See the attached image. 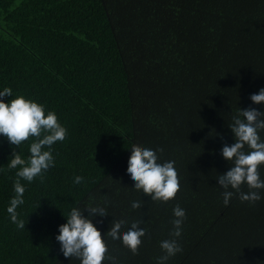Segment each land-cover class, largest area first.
<instances>
[{"label": "trees", "instance_id": "obj_1", "mask_svg": "<svg viewBox=\"0 0 264 264\" xmlns=\"http://www.w3.org/2000/svg\"><path fill=\"white\" fill-rule=\"evenodd\" d=\"M5 88L6 103L23 95L55 112L67 137L52 146L55 166L43 182L21 180L18 229L7 209L19 167L8 164L13 150L27 160L33 141L16 148L0 136V264H80L56 236L73 208L89 204L109 214L92 222L116 264H157L177 204L186 211L183 250L166 264H264V189L255 204L237 193L225 206L217 180L232 166L222 148L235 143L233 116L250 106L264 112L250 99L264 88V0H0ZM133 145L175 161L174 200L134 188ZM114 219L127 221L121 232L142 221L138 255L106 237Z\"/></svg>", "mask_w": 264, "mask_h": 264}, {"label": "clouds", "instance_id": "obj_2", "mask_svg": "<svg viewBox=\"0 0 264 264\" xmlns=\"http://www.w3.org/2000/svg\"><path fill=\"white\" fill-rule=\"evenodd\" d=\"M12 95L11 88L0 91V136L18 148L25 142L32 140L30 155L26 159L13 150V158L8 167L19 170L18 177L14 182L15 196L10 201L7 211L11 221L18 229H24L25 223L19 219L16 209L24 203L26 191L21 180L34 181L37 177L43 182L44 174L55 166V160L51 151L57 142H63L67 137V129L61 125L55 112L48 111L45 107L33 100L26 99L23 95L5 102V97ZM251 101L257 105H264V88L258 94L250 96ZM234 133L235 143L222 148V156L232 166L226 173L217 177L218 184L225 190L223 202L225 206L237 193L241 202L255 204L261 200L259 190L264 189V180L261 179L259 169L264 166V139L260 132L264 131V112L249 107L240 109L229 124ZM45 148L49 150H44ZM247 149V150H246ZM163 149L151 150L140 145H133L131 156L128 160L127 173L135 182V189L142 191L151 197L154 202L168 203L174 200L181 190L178 171L175 161L158 162ZM76 184L84 182L82 176L74 178ZM247 186V193L242 191ZM232 189L234 191H230ZM133 209L142 207L139 201L132 202ZM88 212L85 217L84 212ZM173 230L170 232L171 239L161 241L160 247L165 253L159 257L157 264L166 262L176 254L182 252L178 239L182 234V225L186 219V211L178 204L173 209ZM109 214L103 206L89 204L83 210L73 208L67 217V223L59 226V235L56 240L60 243V251L66 258H76L80 264H104L111 261L116 264V258L109 255V248L105 236L92 222L93 217H107ZM103 222V221H101ZM142 221H134L127 231L121 232L126 220H113L108 238L120 240L134 255L139 254L143 244L142 238L146 235V229L141 227Z\"/></svg>", "mask_w": 264, "mask_h": 264}]
</instances>
